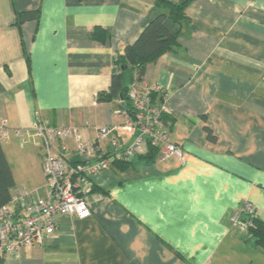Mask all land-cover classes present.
<instances>
[{"label": "crops", "instance_id": "1", "mask_svg": "<svg viewBox=\"0 0 264 264\" xmlns=\"http://www.w3.org/2000/svg\"><path fill=\"white\" fill-rule=\"evenodd\" d=\"M156 2L0 0V125L8 129L0 144L12 192L47 196V152L71 166L79 160L73 140L38 138L35 120L80 128L87 141L108 126L120 147L133 142L120 94L98 97ZM184 13L179 48L134 82L159 87L151 100L180 154L89 178L97 191L85 192L88 218L56 215L52 235L2 264H264V248L248 240L239 215L248 201L264 225V0H192ZM27 14L34 17L17 22ZM122 74L130 86L134 75ZM100 146L113 152L109 140Z\"/></svg>", "mask_w": 264, "mask_h": 264}, {"label": "built area", "instance_id": "2", "mask_svg": "<svg viewBox=\"0 0 264 264\" xmlns=\"http://www.w3.org/2000/svg\"><path fill=\"white\" fill-rule=\"evenodd\" d=\"M160 90L148 86L131 84L127 96L133 109V120H128L127 129L136 131L133 142L122 148L112 136V128L99 127L93 141L84 140L81 129L77 127H54L35 120L32 131L47 145L52 139L60 141L71 139L75 143L79 162L71 166L62 155L46 153L42 157V174L47 196H33L32 193L22 192L12 194L10 201L0 207V256H16L24 248L32 244H40L45 236L53 234L54 218L64 213L79 220L88 218L91 211L88 202L83 197L86 192L88 179L101 171L111 168V158L131 160L135 155L146 153L150 145L157 147L156 159H164L179 155L177 146L167 142L163 133L161 105L154 104L151 92ZM13 135L19 138L21 144L27 139L20 130H14ZM8 136V129L0 125V141ZM109 140L114 157L107 156L100 144ZM240 212L255 215L253 205L245 201ZM239 212V215L241 214ZM239 215L233 217V222L239 220ZM241 216V215H240ZM251 226V222L245 224Z\"/></svg>", "mask_w": 264, "mask_h": 264}, {"label": "trees", "instance_id": "3", "mask_svg": "<svg viewBox=\"0 0 264 264\" xmlns=\"http://www.w3.org/2000/svg\"><path fill=\"white\" fill-rule=\"evenodd\" d=\"M192 2V0H182L173 2L170 0H157L155 3L156 14L147 22L143 30L139 34L136 41L125 47L124 53L117 56L115 59L116 70L111 75V85L108 92L99 94L98 100L102 102L110 101L120 94L127 106L128 120H133V109L128 100V89L135 81H141L145 73V68L148 64L155 62L161 55L175 51L179 48L178 38L180 29L185 23V8ZM34 17V14L22 16L18 18L17 22H22L26 19ZM129 71L134 75L131 76L130 86H124L122 82V73ZM156 94L153 93V98ZM166 114H161V121L165 123ZM208 134L209 131H208ZM115 151L108 153L107 156L114 157ZM157 157V147L150 145L144 154L135 155L131 160L111 158L112 166L119 170H125L132 165L134 160L143 162H153ZM80 160H78L79 162ZM77 163V162H75ZM15 187V182L10 165L5 157L2 146L0 144V207L7 204ZM90 193L97 191L93 185H90ZM101 192V191H100ZM103 193V192H102ZM19 194V193H15ZM85 193L83 194V197ZM85 198V197H84ZM241 209V208H240ZM241 214V222L247 229L248 240L255 246L264 248V225L255 215ZM251 222V226H246ZM4 261V257L0 256V264Z\"/></svg>", "mask_w": 264, "mask_h": 264}, {"label": "rangeland", "instance_id": "4", "mask_svg": "<svg viewBox=\"0 0 264 264\" xmlns=\"http://www.w3.org/2000/svg\"><path fill=\"white\" fill-rule=\"evenodd\" d=\"M33 188H36V184H30L29 186H27L28 190H32Z\"/></svg>", "mask_w": 264, "mask_h": 264}]
</instances>
